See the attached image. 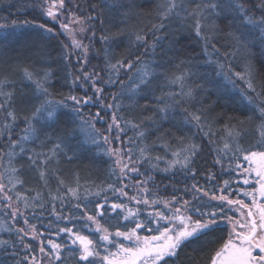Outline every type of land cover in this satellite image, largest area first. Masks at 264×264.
Listing matches in <instances>:
<instances>
[{"label": "snow or ice", "instance_id": "1", "mask_svg": "<svg viewBox=\"0 0 264 264\" xmlns=\"http://www.w3.org/2000/svg\"><path fill=\"white\" fill-rule=\"evenodd\" d=\"M149 3L154 7L148 24L134 11L135 0H87V7L79 0H33L29 5L41 20H25V25L50 39L65 35L69 40L61 52L69 93L55 98L51 67L17 63L0 70V201L10 210L5 215L20 225L6 229L14 231L16 239H0V249H15L18 241L25 255L16 264H66L67 258L74 264H176L184 246L213 237L222 223L227 236L213 240L217 246L208 264H264V81L257 79L251 51L256 48L264 62V0ZM3 19L0 30L19 26L16 20ZM221 35L228 37L224 45ZM12 38L13 32L0 31L4 53ZM192 39L200 45V59L217 77L234 86L243 82L240 103L249 113L246 121L233 124L229 117L218 127L219 115L213 116L212 106L201 99L203 85L192 80V55L180 58L187 45L175 51V62L149 59L162 41L172 50ZM97 41L103 46L102 68L89 67ZM125 41L128 54L116 57L113 49ZM241 49L249 56L237 70L233 61ZM69 65L77 71L67 70ZM105 85L119 91L106 94ZM136 97L145 101L139 117L125 112L138 106ZM125 98L132 103L125 105ZM89 105L96 108L94 113ZM177 109L182 113L178 121ZM166 121H176L180 135L162 134L149 143L150 129ZM101 122L104 126L97 127ZM246 122L253 125L251 130L243 127ZM198 137L214 145L219 184L215 172H198L204 150ZM37 140L40 150L28 147ZM72 140L77 150L91 151L85 147L90 144L98 155L108 157L104 181L82 183L76 171L65 175L61 161L76 157ZM156 172L180 173L192 183L180 195L174 190L161 196L149 187ZM27 173L35 174L38 187H28ZM44 211L55 223L43 225Z\"/></svg>", "mask_w": 264, "mask_h": 264}, {"label": "trees", "instance_id": "2", "mask_svg": "<svg viewBox=\"0 0 264 264\" xmlns=\"http://www.w3.org/2000/svg\"><path fill=\"white\" fill-rule=\"evenodd\" d=\"M15 1L16 0H0V8L5 6L7 7ZM135 4L136 8L134 11L140 14V21L142 24H148L152 18L150 13L152 12L154 5L150 4L149 0H135ZM219 23L221 28L224 29V33H226L227 29L224 28V22L220 21ZM0 31L13 32L12 43L9 46L10 50L7 51V53H4L2 49H0V70L6 69L8 64L15 65L17 63L35 64L38 67H51L55 73L53 79L54 87L52 89L55 98L60 99V93L65 95L69 93V87L64 81V77L66 75V65L61 59L63 41L59 35H57L56 38L50 39L48 38L47 33L41 34L42 30L33 27L31 24H19V26H17L15 29L8 28L6 30ZM219 39L221 45H224L228 42V37L226 35H221ZM126 44L127 41H125V44L121 45L119 48L113 49V53L116 57L128 54ZM183 45H187V47L180 51V58L192 55L193 59L191 69L194 73L192 80L196 85H203V88L199 89L201 99L203 100L206 107L209 105L212 106L214 109L212 112L213 116L219 115L220 118L218 121V127L223 123L228 122L229 117L232 118L231 123L233 124L237 123L238 120L246 121V117L249 115V113H247L245 108L240 103V90L244 87L243 82L237 81L234 86L233 84L227 83L222 77H217L212 71V67L204 64L203 60L200 59V45L196 43L194 39L191 41L184 40L182 41L181 45H177L176 49L172 50L169 49L167 41H162V46L157 48L156 56L152 57L149 55V59H156L159 61L161 58H163L166 61L169 58H173V61L175 62V51L181 49ZM98 48L100 52V62L103 67V46L99 43ZM251 51L254 54L252 57V62L255 64L257 79L264 81V62L261 61L259 52L256 48L251 49ZM165 53L167 55H165ZM248 56V52L244 49H241L233 61L234 67H236L237 70H241L243 65L247 62ZM168 67L170 68L171 66L169 65ZM67 70L71 71L70 66H68ZM15 78L17 79V89L22 88L23 85L19 83V77L17 76ZM62 84H64L63 87H61ZM160 84L163 86V80L160 81ZM25 91H27V89H25ZM156 94L159 95V91H157ZM135 101L138 106L132 107L130 111L126 108L125 112L131 116L139 117L143 111L142 106L144 105L145 101L140 97H136ZM131 103L132 101H129L127 98L124 99L125 105H129ZM181 118L182 113L179 109H177L176 120L178 121ZM2 121L3 117L0 116V122ZM175 124L176 121H166L162 123V127L159 129H150L148 142L151 143L156 139L157 136L162 134H166L169 137L172 135H180V132L177 131V127L174 126ZM20 127L22 128L23 125ZM243 127L251 130L253 125L246 122ZM18 131L19 129H17V132ZM184 131H186V129ZM193 131H195V129H193ZM132 134L133 133L131 131L128 133L129 136ZM43 139L44 136L41 134L40 140ZM83 139L84 137L81 135L80 140ZM40 140H37L35 144L28 145V147H34L37 148V150H40L38 147ZM197 142H202L204 144V150L197 160L198 172L206 173V159L208 155L214 153L211 150L214 145L208 144L206 139L200 137L197 138ZM0 144H3L2 140H0ZM71 146L73 147V150L76 151V157L70 162L67 160L61 161L60 167L64 170L65 175L70 177L71 173L76 171L79 172L82 183L84 180H88L89 182L95 181L96 183L104 181L108 175L109 165L111 163L108 157L98 155L94 146H91L90 144L85 145V147L92 148V150L88 152L77 150L76 140L71 141ZM156 152H158L160 155L164 154L163 149L161 148H157ZM69 155H72V153L70 152ZM215 173L218 176L216 183L219 184L221 173L217 171ZM153 175L161 176L165 174L156 172ZM181 175L182 174L180 173L178 174L179 177ZM222 178L228 177L223 176ZM25 179L28 181V187H38V181L35 174L27 173ZM197 179L199 183H205L202 175H198ZM31 194L35 195L34 192ZM27 214L31 219V210H29ZM40 219L43 221V225H47L49 220H52L53 223H55V218L50 216L48 211H44V214ZM33 222L39 224V221L33 220ZM43 225H41V230H43ZM61 226H63V224ZM9 227H16V225H14L13 221L5 218L0 212V239H16L17 234L14 231L12 233L6 231V229ZM50 231H55V229L53 228ZM227 231L228 229L226 225L222 223L220 225V231L215 233L213 237L202 238L198 241L187 244L179 253V259L176 261V264H208V259L212 254V249L213 247L217 246L213 244V240L220 237L226 238ZM52 239L58 240L57 237ZM32 244L35 246L36 242L32 241ZM13 251H19L20 255L13 256L11 254ZM23 255H25V251L17 241L15 249H10L8 252L0 249V264H16V261L21 259ZM65 256L67 257V253H65ZM66 264H74V261L71 258H67Z\"/></svg>", "mask_w": 264, "mask_h": 264}, {"label": "rangeland", "instance_id": "3", "mask_svg": "<svg viewBox=\"0 0 264 264\" xmlns=\"http://www.w3.org/2000/svg\"><path fill=\"white\" fill-rule=\"evenodd\" d=\"M32 3H33V0H16L15 2L12 3L13 4L11 5L12 7L7 6L8 8H5V7L0 8V23H4L3 18L5 17H7L9 20H16L18 21L19 24H24L23 22L25 20L34 19V18H36V20L39 22L41 18L38 16L37 12H35L29 6ZM79 3L83 5L84 7H87V0H79ZM49 24H51V21H49ZM57 31H59L58 27H57ZM59 36L61 37L63 43L69 42L67 36L65 35H59ZM87 42L88 41L85 40V43ZM98 45H99V42L97 41L94 44L93 51L90 53L91 63L89 67H91L92 65H95L97 66V68H102V64L100 62V57H99L100 52H99ZM97 53L99 54L97 55ZM71 64L72 65L76 64L75 57H72ZM70 69L71 71H77V69L72 68L71 66H70ZM105 88H106V94H111V93H115L119 91V89L114 86L105 85ZM74 91H75V94H78V95L82 94V90L74 89ZM89 109L93 113L96 111V108L92 107L91 105H89ZM103 126L104 125L102 122L97 124V127H103ZM214 158H215V152L208 155L206 159V166H207L206 170L207 172L211 170L212 172L217 171L221 173L219 166L213 167ZM2 171H3V168H0V172ZM178 174L179 173H177V175L175 176H173L172 174L154 176L155 177L154 184H150L149 187L154 188V190L158 191L161 196H165V197L170 196L173 194L174 190L176 191V194L180 195L182 194V189L185 187V185L187 184L190 186L192 181L189 178L184 177L183 175L179 177ZM244 187H250V186H244ZM130 194L132 193L130 192ZM186 198H190V197H186ZM3 203H4L3 201H0V212L3 214L5 218H8L10 221H13L9 215H5V212L10 211V210L4 209ZM16 226H20V225H16ZM51 238H56V236H52Z\"/></svg>", "mask_w": 264, "mask_h": 264}, {"label": "bare ground", "instance_id": "4", "mask_svg": "<svg viewBox=\"0 0 264 264\" xmlns=\"http://www.w3.org/2000/svg\"><path fill=\"white\" fill-rule=\"evenodd\" d=\"M11 5H13V4L8 5V7H12ZM8 7L5 6V8H8ZM28 21H30V20H28ZM73 91H74V90H73ZM74 92H75V91H74Z\"/></svg>", "mask_w": 264, "mask_h": 264}]
</instances>
